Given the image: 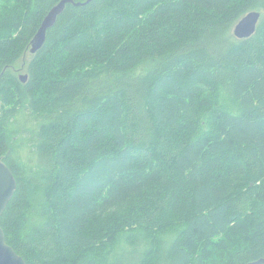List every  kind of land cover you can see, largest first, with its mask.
<instances>
[{
	"label": "trees",
	"instance_id": "trees-1",
	"mask_svg": "<svg viewBox=\"0 0 264 264\" xmlns=\"http://www.w3.org/2000/svg\"><path fill=\"white\" fill-rule=\"evenodd\" d=\"M59 1L0 0L6 244L26 264H261L264 0L70 4L30 54Z\"/></svg>",
	"mask_w": 264,
	"mask_h": 264
},
{
	"label": "water",
	"instance_id": "water-1",
	"mask_svg": "<svg viewBox=\"0 0 264 264\" xmlns=\"http://www.w3.org/2000/svg\"><path fill=\"white\" fill-rule=\"evenodd\" d=\"M93 0H87L84 3L75 0H60L53 6L43 18L39 26L29 50L30 54H34L43 46L47 31L55 24L58 16L64 11L66 5H74L76 7L85 5ZM261 18V13L252 11L243 16L233 27L232 35L236 39H245L251 37L256 30L257 24ZM25 75L20 76L22 82L25 81ZM16 180L14 179L8 167L0 161V217L4 212L7 204L11 200L16 190ZM264 264V259L257 261ZM0 264H26L25 261L19 257L13 249L5 242L3 230L0 227ZM257 264V263H254Z\"/></svg>",
	"mask_w": 264,
	"mask_h": 264
},
{
	"label": "rangeland",
	"instance_id": "rangeland-1",
	"mask_svg": "<svg viewBox=\"0 0 264 264\" xmlns=\"http://www.w3.org/2000/svg\"><path fill=\"white\" fill-rule=\"evenodd\" d=\"M25 59H26V58H25ZM21 67L23 68V64H22V63H18V64H17L18 74H19V75L21 74L22 76H24V74H23V73H24V69L21 70V71H19V69H20ZM22 68H21V69H22Z\"/></svg>",
	"mask_w": 264,
	"mask_h": 264
}]
</instances>
